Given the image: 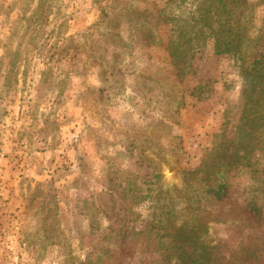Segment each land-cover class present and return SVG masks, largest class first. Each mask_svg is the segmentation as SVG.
<instances>
[{"label": "rangeland", "instance_id": "obj_1", "mask_svg": "<svg viewBox=\"0 0 264 264\" xmlns=\"http://www.w3.org/2000/svg\"><path fill=\"white\" fill-rule=\"evenodd\" d=\"M200 1L0 0V264H63L99 246L84 179L133 176L117 189L129 203L142 187L179 197L222 175L238 201L264 203V72L243 74L211 40L171 57ZM248 2L256 28L264 4ZM146 205L135 209L149 220ZM228 222L213 243L242 239Z\"/></svg>", "mask_w": 264, "mask_h": 264}, {"label": "trees", "instance_id": "obj_2", "mask_svg": "<svg viewBox=\"0 0 264 264\" xmlns=\"http://www.w3.org/2000/svg\"><path fill=\"white\" fill-rule=\"evenodd\" d=\"M254 6L248 0H201L190 17L188 35L181 36L178 32L175 40L170 42L177 45L183 37L184 41L179 45L186 43L184 51L177 52L178 48L171 45V57L184 61L187 51H191L192 56V50L205 46L211 40L214 54L232 52L242 63L243 74H262L264 17L254 28ZM257 65L260 67L256 68ZM220 166L217 162L216 167L219 169ZM147 167L150 168L149 163ZM261 170L264 171V166ZM135 178L139 177L136 175ZM207 178L204 176V180ZM220 178H210L207 187L191 182L179 197H173L168 188L165 189L173 203L165 202V194L148 195V188L143 187L133 190L134 196L127 203L126 193L122 194L124 189H117L131 185L133 176L113 181L112 185L109 184L112 179H108L105 187L84 179L90 187H87L89 195L83 203H87L90 210L83 214L91 223L90 229H101L105 233L99 240V246L83 259L66 256L63 264H264L262 199L259 201L256 197L240 202L222 175ZM259 190L264 193V186ZM98 193L108 196L107 205L102 209L98 207ZM157 197L163 198L164 202L159 204ZM144 205L151 210L149 220L142 219L137 212ZM42 221L39 220L40 223ZM100 221L107 224L103 229ZM227 221L236 227L242 239L236 244L230 237L227 239L230 244L220 240L213 243L216 227H224ZM138 250H141L139 256Z\"/></svg>", "mask_w": 264, "mask_h": 264}]
</instances>
